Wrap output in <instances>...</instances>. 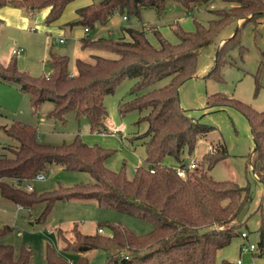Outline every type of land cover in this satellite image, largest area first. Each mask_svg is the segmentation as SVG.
Returning a JSON list of instances; mask_svg holds the SVG:
<instances>
[{"label": "trees", "instance_id": "16d2710c", "mask_svg": "<svg viewBox=\"0 0 264 264\" xmlns=\"http://www.w3.org/2000/svg\"><path fill=\"white\" fill-rule=\"evenodd\" d=\"M72 0H0V6L10 5L31 19L35 11L49 6L46 23L57 20ZM185 10L208 5L211 0H176ZM167 0H92L76 9V16L64 25L87 30L105 25L114 14L140 18L144 8L164 11ZM223 4L210 9L215 17L202 21L193 19V28L184 29L172 22L175 40H169L153 24L120 27L122 37H83L81 46H101L118 53L117 57L94 55L93 61L76 58V72H68V58L51 47L46 62L50 74L32 75L18 67L14 55L6 64L0 62V82L15 84L29 95L32 111L44 101L52 102L46 115L64 121L69 112L78 119L85 116L90 131L106 130L107 113L104 96L113 93L125 78H135L129 88L133 95L121 100L118 113L137 110V122L146 121L143 142V162L135 166L131 176L125 162L118 170L106 166V159L114 149L97 143L88 144L75 134L70 142L51 144L41 142L34 124L12 120L8 125L0 120V130L14 143H5L10 155H0V195L23 207L31 208L40 202L43 208L35 220H43L52 205L63 199H93L101 208L117 210L152 224L146 233H135L119 221L97 222L92 233L79 229L76 223L69 231L56 228L62 252L74 253L69 261L61 251L49 243L45 248L48 264H90L85 255L89 250L107 251L103 264H216L217 250L228 245L240 234L237 220L250 195L248 183L232 179H216L210 169L228 155L224 143L219 142L202 153L195 167L186 170L185 177L177 174L163 160L172 157L179 166H186L184 153L191 154L198 139L213 127L187 115L179 102V87L196 74V62L202 47L215 44L214 63L207 76L222 80L219 67L228 60L231 50L242 52L239 32L248 21L261 22L264 0H222ZM238 19L239 25H236ZM230 35L217 46V39L230 26ZM151 33L154 44L148 36ZM128 36V39L125 37ZM169 77L167 84L144 90L155 81ZM258 80V74H256ZM208 108L231 106L248 121L253 149L245 171L264 185V109L258 110L236 97L216 92L206 97ZM1 117V114H0ZM59 166L70 171H84L92 182L57 188L37 194L34 189L21 187L20 182L31 180L35 174L48 172ZM260 212L258 247L264 250V192L257 209ZM11 229L0 227V236ZM99 229H105L100 232ZM31 248L24 243L15 247L0 242V264H30ZM222 264H230L226 260Z\"/></svg>", "mask_w": 264, "mask_h": 264}, {"label": "rangeland", "instance_id": "374dc122", "mask_svg": "<svg viewBox=\"0 0 264 264\" xmlns=\"http://www.w3.org/2000/svg\"><path fill=\"white\" fill-rule=\"evenodd\" d=\"M222 0H211L208 5L195 6L191 11L185 10L176 0H167L164 11L158 14L154 8H144L140 18L130 17L123 20L119 14L113 15L105 25L87 30L86 37H122L120 27L130 24L133 27L143 25H156L161 33L169 40L174 41L175 36L170 28L172 22L178 21L186 30L193 28V19L207 21L215 17L210 9L222 5ZM3 6V5H2ZM0 6V8L2 7ZM40 10V9H39ZM34 16L28 21L31 27L37 20ZM21 11V10H20ZM0 25V62L5 64L12 56L11 48H21L15 55L17 65L32 75L46 74L49 67L45 64L48 49L51 47L59 54L68 58V72H76L75 60L81 58L85 61H93V56L98 54L106 57H117L118 53L101 46L82 47L80 37L77 35L83 27L69 28L61 24L46 23L42 19L40 28L35 32H28L26 28L18 27L19 17L7 15L6 24L3 19ZM238 19L236 25H239ZM234 28L228 27L223 32V37L215 42L219 46ZM149 39L156 44L155 37L149 32ZM128 39V36L125 35ZM58 38H64L59 43ZM240 44L244 47L242 52L238 47L231 50L228 60L219 67L222 80L207 76L214 63V45L209 44L201 48L196 62V74L185 80L179 87V102L187 115L197 121L212 125V129L202 135L191 154L184 153V159L198 160L208 148L222 142L225 144L228 155L218 161L211 169L210 174L216 179H232L241 185L248 183L250 189L249 199L242 210L238 222L241 223L240 231H245L247 237L240 234L234 236L230 243L217 250L216 264H222L226 260L230 264H264V250L258 247L260 212L257 209L264 185L252 174L251 169L245 171V165L249 154L253 149V139L245 116L231 106L208 108L205 104L206 97L216 92L236 97L258 110L264 109V17L261 22H246L240 27ZM258 74V80L256 78ZM169 77L155 81L144 90L158 88L167 84ZM136 82L135 78L123 79L113 93L104 96L106 106V126L109 129L116 128V132L90 131L88 120L85 116L78 119L73 112L66 115L64 121H59L46 115L52 108V102L44 101L36 112L32 111L29 95L20 90L19 98L14 94L3 98L0 96V120L9 124L12 120H21L32 123L37 128L38 138L41 142L60 144L70 142L75 134L88 144H100L114 149L105 161L106 166L118 170L125 162L126 172L131 176L134 166L139 163L140 156H145L143 142L148 139L144 133L147 122H137L140 114L137 110L127 112L125 115L118 113L117 105L121 100H127L133 95L129 88ZM14 141L0 130V155H10V152L2 145ZM143 162V159H142ZM163 162L168 166H174L176 161L172 157H166ZM93 178L84 171H70L59 166L50 168L43 179L31 181L32 188L39 194L62 186H73L92 182ZM25 187V182H20ZM43 208L40 202L35 203L30 211L27 207L21 210L13 204L2 200L0 197V226L9 225L11 229L0 236V242L11 243L19 247L21 243L30 246L32 254L30 264H48L45 260V248L49 243L62 252L61 243L56 237V228L69 231L74 223L80 230L92 233L97 228V222L103 220L119 221L127 225L135 233H146L152 229V224L132 215L117 210L101 208L93 199H63L57 200L52 205L43 220H35ZM105 231V229H103ZM254 244V249L248 248V244ZM63 253V252H62ZM66 257H75L74 253H63ZM90 264H103L107 251L89 250L85 252ZM240 259V263L237 260Z\"/></svg>", "mask_w": 264, "mask_h": 264}, {"label": "crops", "instance_id": "0c3cea01", "mask_svg": "<svg viewBox=\"0 0 264 264\" xmlns=\"http://www.w3.org/2000/svg\"><path fill=\"white\" fill-rule=\"evenodd\" d=\"M92 2V0H72L71 2H69L66 6H65V8H64V10H63V12L61 13V15L59 16V18L57 19V20H55L54 22H53V24L55 23V24H61V25H64V23H66L67 21H69V20H72L73 18H75V16H76V9L78 8V7H80V6H83V5H87V4H89V3H91ZM49 9H50V7L49 6H47V7H43V8H41L40 10H39V12H37V14H35V19L37 20V23H35L33 26H31V27H29L28 26V21L29 20H31V19H29L27 16H24V15H22V13H21V11H20V9L19 8H16V7H13V6H10V5H3L1 8H0V25H2V23H3V19H5V22H6V24H9V22L6 20V18H7V15L9 16V15H14V14H16L18 17H19V24H16L18 27H22V28H26L27 30H28V32H35L36 31V28H37V26L36 25H38V28H40V26H44V25H41V22L40 21H42V19H44L45 17H46V15H47V13H48V11H49ZM115 15V14H114ZM34 16V15H33ZM121 18L123 19V20H126L127 21V18H124L123 16H121ZM80 32L77 34L79 37H80V42H81V38H83V37H86V35H85V33H86V31H85V28H82V29H78ZM62 41H61V40ZM58 41H59V43H62V42H64V38H58ZM19 47H17V48H11V53H12V55H14L13 53V50L14 49H18ZM21 49V48H20ZM15 55H16V53H15ZM90 55H92V56H94V55H98V54H93V53H91ZM11 57V56H10ZM10 58H8L7 59V61H4V63L6 64L7 62H8V60H9ZM45 64L49 67V72H47L45 75H48V74H50L51 73V71H52V67L47 63V62H45ZM72 74V73H71ZM194 77V76H193ZM4 92L6 93H11V94H14L15 96H16V98H19V92H20V89L15 85V84H10V83H5V82H0V96H2L3 98H7V97H9V95L10 94H4ZM25 122V121H24ZM29 123V122H28ZM105 124H106V120H105ZM113 129H116V128H113ZM113 129H109V127H107L106 126V132H112V130ZM2 145H5V143H3ZM209 147H211V146H208V148L206 149V150H208L209 149ZM205 150V151H206ZM184 157V156H183ZM144 157H142V156H140V160H139V163L137 164V165H139L141 162H142V159H143ZM184 161H185V163L187 164V163H189L190 161H192V159L191 160H189V161H186L185 159H184ZM194 161H196V160H194ZM136 165V166H137ZM179 164L176 162V164L174 165V166H172V167H176V166H178ZM135 167V166H134ZM44 176H45V173H44ZM0 197H1V199L3 200H5V201H8V202H10V203H12V205L13 204H16L15 202H12V201H10V200H8V199H5V198H3L1 195H0ZM21 210V209H20ZM31 209H29V211H30ZM0 227H2V226H0ZM15 246V245H14ZM76 258V256L73 258V257H69V260H71V259H75Z\"/></svg>", "mask_w": 264, "mask_h": 264}, {"label": "built area", "instance_id": "2783aa9c", "mask_svg": "<svg viewBox=\"0 0 264 264\" xmlns=\"http://www.w3.org/2000/svg\"><path fill=\"white\" fill-rule=\"evenodd\" d=\"M123 17L126 18L125 16H123ZM85 31H87L86 28H85ZM60 40H61V39H60ZM61 41H62V40H61ZM20 50H21L20 48H18V49H14L13 52L17 53V52L20 51ZM112 132H116V129H113ZM210 148H211V147H209V149H210ZM195 164H196V161L192 160V161H190L189 163H187L186 166H184V167L178 165V166H176V167H174V168H175V170H176V172H177V174H178L179 176H181V177H185V175H186V170H187V169H192V168H194V167H195ZM43 178H44V174H43L42 172H39V173L35 174V176H34L31 180L25 182V187H26L27 189H32L31 181L34 180V179H43ZM16 206H17L18 209H22V208H23V206L20 205V204H16ZM28 209H29V208H28ZM99 231H100V232H103V229H99ZM240 236L243 237V238H246V237H247V233H246L245 231H241V232H240ZM244 248H245V249H254L255 246H254V244L250 243V244H248V248H247V247H244ZM69 261H71V260H69ZM237 263H240V259L237 260Z\"/></svg>", "mask_w": 264, "mask_h": 264}]
</instances>
